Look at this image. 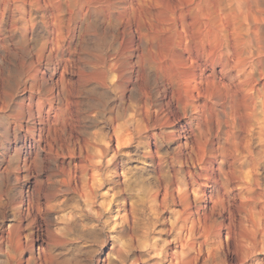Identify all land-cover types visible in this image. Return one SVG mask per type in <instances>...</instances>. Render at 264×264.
Here are the masks:
<instances>
[{"label": "clouds", "instance_id": "obj_1", "mask_svg": "<svg viewBox=\"0 0 264 264\" xmlns=\"http://www.w3.org/2000/svg\"><path fill=\"white\" fill-rule=\"evenodd\" d=\"M0 264H264V0H0Z\"/></svg>", "mask_w": 264, "mask_h": 264}]
</instances>
